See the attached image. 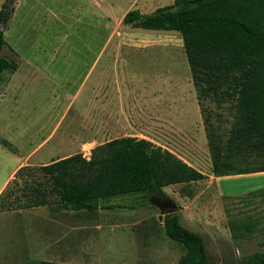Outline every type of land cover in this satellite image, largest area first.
Instances as JSON below:
<instances>
[{"label":"rangeland","instance_id":"1","mask_svg":"<svg viewBox=\"0 0 264 264\" xmlns=\"http://www.w3.org/2000/svg\"><path fill=\"white\" fill-rule=\"evenodd\" d=\"M5 1L13 12L3 29L4 40L14 55L8 49L3 54L14 58L18 69L11 76L2 74L10 83L0 103V129L4 119L40 120L39 126L27 127V138L19 139L22 153L47 135L54 118V112H47L50 103L69 100L79 86L77 101H83L93 80L99 78L105 87L108 78L110 122L120 130L116 136L145 139L207 176L162 190L181 225L203 237L209 263L238 264L264 250V174H211L203 119L180 34L134 29L122 22L128 11L150 15L173 0H0V7ZM94 60L93 73L87 75ZM204 106L220 113L224 129L230 128L229 105ZM91 150L80 154L88 160ZM8 157L0 153V183L14 164ZM140 199L139 193H132L105 201L106 206L121 208L103 209L108 224L87 264L177 263L185 250L165 235V208L150 195L138 204ZM25 213L0 214V233L7 224L22 225Z\"/></svg>","mask_w":264,"mask_h":264},{"label":"trees","instance_id":"2","mask_svg":"<svg viewBox=\"0 0 264 264\" xmlns=\"http://www.w3.org/2000/svg\"><path fill=\"white\" fill-rule=\"evenodd\" d=\"M12 12L3 2L0 82H8L3 73L11 76L18 69L17 61L3 54L8 49L14 55L1 30ZM122 22L134 29L180 34L203 119L211 174L264 173V0H173L150 15L128 11ZM204 103L217 109L229 105L230 128L224 129L222 115ZM0 145L14 152L6 140L0 139ZM206 178L175 154L128 136L95 147L88 160L75 154L38 167H20L0 194V212L56 206L92 213L98 210L97 200L132 193L168 201L164 187ZM115 208L121 206L100 209ZM162 223L165 235L185 250L176 264H210L203 237L182 226L176 213L164 215ZM238 264H264V250Z\"/></svg>","mask_w":264,"mask_h":264},{"label":"crops","instance_id":"3","mask_svg":"<svg viewBox=\"0 0 264 264\" xmlns=\"http://www.w3.org/2000/svg\"><path fill=\"white\" fill-rule=\"evenodd\" d=\"M109 43L108 37L105 44L109 46ZM95 66L96 60L92 62L87 75L93 73ZM9 83L10 81L0 86V103L9 94ZM116 90L117 88L113 93H116ZM80 91L81 86L73 96H68L69 100L57 99L50 103L47 112H54V118L50 120L47 135L41 138L37 145L25 149L24 153L21 151V148H24L23 142L19 139L27 138V127L39 126L40 120H3L4 128L0 129V139L9 142L14 152L0 145V153L6 156L8 154L14 164L0 183V194L20 167L46 165L86 150L89 152L94 146L108 141L123 138L116 136V132L119 133L120 130L111 126V90L108 78L105 87L103 81L99 83V78L93 80L88 96L78 102ZM259 174L264 173L249 175ZM140 195L144 199L148 194ZM111 198L113 197L97 200L98 210L87 215L66 214L53 209L49 211L50 206L0 212L3 216H21L24 211L28 212L25 213L26 221L22 225L7 224L0 233V264H87L91 260L90 255L94 253L95 242L98 243L102 238V232L108 224V219L104 218V210L100 208L109 205L105 201ZM189 207L190 205L184 206L188 209ZM14 252L19 256L13 258L11 255Z\"/></svg>","mask_w":264,"mask_h":264},{"label":"water","instance_id":"4","mask_svg":"<svg viewBox=\"0 0 264 264\" xmlns=\"http://www.w3.org/2000/svg\"><path fill=\"white\" fill-rule=\"evenodd\" d=\"M4 25L1 26V30L3 31ZM176 213V209L174 207H166L163 215H169V214H174ZM161 219V217H160Z\"/></svg>","mask_w":264,"mask_h":264},{"label":"flooded vegetation","instance_id":"5","mask_svg":"<svg viewBox=\"0 0 264 264\" xmlns=\"http://www.w3.org/2000/svg\"><path fill=\"white\" fill-rule=\"evenodd\" d=\"M158 203H160V205H162L164 208L173 207L170 204H168L169 202L166 199H161V200L158 201Z\"/></svg>","mask_w":264,"mask_h":264}]
</instances>
